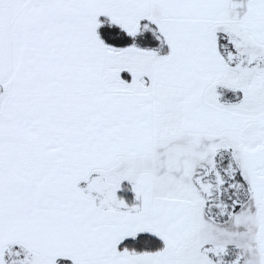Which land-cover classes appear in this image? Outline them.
<instances>
[{
  "label": "snow or ice",
  "instance_id": "snow-or-ice-1",
  "mask_svg": "<svg viewBox=\"0 0 264 264\" xmlns=\"http://www.w3.org/2000/svg\"><path fill=\"white\" fill-rule=\"evenodd\" d=\"M0 264H264V0H0Z\"/></svg>",
  "mask_w": 264,
  "mask_h": 264
}]
</instances>
